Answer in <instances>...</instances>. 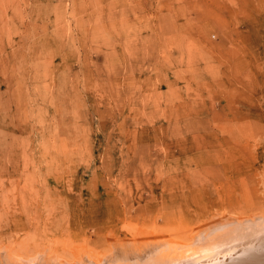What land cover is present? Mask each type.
<instances>
[{
    "label": "rangeland",
    "instance_id": "obj_1",
    "mask_svg": "<svg viewBox=\"0 0 264 264\" xmlns=\"http://www.w3.org/2000/svg\"><path fill=\"white\" fill-rule=\"evenodd\" d=\"M212 216L264 219V0H0L2 259Z\"/></svg>",
    "mask_w": 264,
    "mask_h": 264
},
{
    "label": "bare ground",
    "instance_id": "obj_2",
    "mask_svg": "<svg viewBox=\"0 0 264 264\" xmlns=\"http://www.w3.org/2000/svg\"><path fill=\"white\" fill-rule=\"evenodd\" d=\"M155 239L151 242L146 238H140V241L133 246L124 245L123 248L119 246V249L114 247L112 252L97 253V256L93 254L95 257L86 254L77 258L73 255L72 260L54 257L50 262L51 264H125L126 261L128 264H264V219L261 216H250L248 219L238 221L233 220L232 217L212 216L209 222L192 230L185 242L184 238L178 240L175 237L162 235ZM77 251L83 254V250ZM199 252L202 254H198ZM7 257L3 260L0 255V264H48L42 262L43 258L39 254L27 259Z\"/></svg>",
    "mask_w": 264,
    "mask_h": 264
}]
</instances>
